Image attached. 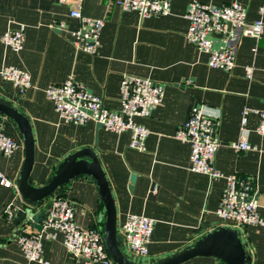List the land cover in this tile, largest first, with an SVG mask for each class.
<instances>
[{"label":"crops","instance_id":"crops-1","mask_svg":"<svg viewBox=\"0 0 264 264\" xmlns=\"http://www.w3.org/2000/svg\"><path fill=\"white\" fill-rule=\"evenodd\" d=\"M192 2L216 6L238 2L246 9L247 23L261 20L264 24V0H171L170 15L148 18L108 0H0V39L8 29L24 33V46L19 52L6 48L0 40V69L20 68L31 78V87L24 92L0 78V100L29 119L34 139L31 185L44 186L67 156L92 148L114 199L117 237L123 253L118 230L127 216L144 215L154 220L148 255L133 258L124 253L133 263L156 264L192 246L202 236L227 227L237 231L250 264H264V226L239 228L216 215L226 187L225 176L238 174L255 178L257 212L264 219V137L256 132L258 117L248 114L244 132L240 128L244 109L264 111V28L258 39L241 38L236 66L231 71L212 69L207 65V54L185 38V14ZM74 8L85 17L104 20L95 55L73 45L71 33L79 28V21L69 17ZM60 23L66 30L52 27ZM249 66L253 68L251 79L245 71ZM125 75L148 78L164 87L162 104L148 117L135 118L149 130L144 151L129 147V131L115 134L93 121L80 125L65 122L45 95L49 85L72 76L101 98L106 109L116 112ZM197 105L213 110L218 117L220 146L215 166L224 176L218 180L191 172L190 148L175 138L177 129ZM0 131L18 144L10 156H0V174L11 182L9 187L0 184V264H43L28 261L15 240L29 217V207L17 190L24 162L22 136L2 114ZM242 138L253 149L239 152L232 147ZM63 195L74 205L75 223L84 229H96L103 236L106 209L96 182L77 177ZM50 199L45 198L32 212L44 211ZM10 201L17 211L7 220L2 210ZM44 218L45 214L40 220ZM42 249L47 264H84L64 248L61 233L43 240ZM180 264L224 263L213 257H194Z\"/></svg>","mask_w":264,"mask_h":264},{"label":"built area","instance_id":"built-area-1","mask_svg":"<svg viewBox=\"0 0 264 264\" xmlns=\"http://www.w3.org/2000/svg\"><path fill=\"white\" fill-rule=\"evenodd\" d=\"M125 11H135L141 18L151 16L166 17L170 15L171 0H108ZM69 17L79 21L78 30L71 33L75 48L87 54L95 55L100 47V34L104 20L82 15L78 8L69 12ZM185 18L188 28L186 40L197 50L207 54V65L212 69L231 71L236 66L237 49L242 37L258 39L263 32L261 20L246 22V9L238 2L223 6L189 4ZM53 28L66 30L64 23ZM1 43L8 49L19 52L24 46V33L21 29H8L1 36ZM247 79L252 78V67L245 68ZM0 78L12 83L20 92L31 87L28 72L13 66L0 69ZM45 95L53 104L59 117L65 122L84 124L93 121L106 131L121 134L130 132L129 147L145 150V140L149 130L135 122L136 117H148L160 106L164 98V87L148 78L125 75L120 84V109H106L101 98L89 93L72 76L60 84H51L45 89ZM258 117L256 132L264 137V111L244 109L241 117V132H244L247 115ZM218 117L205 106H193L188 119L177 129L175 138L188 144L189 170L206 175L211 181L223 178V174L215 166V156L220 146L218 139ZM236 151L253 149L245 139L232 144ZM18 144L0 131V156H10ZM224 188L216 210L217 217L223 222H230L235 227L264 226L257 212V184L252 176L231 174L225 176ZM0 184L11 186L2 174ZM155 190V188H154ZM17 207L10 201L2 214L7 220L13 219ZM45 218L40 221L42 230L33 229V218L28 217L24 227L15 237L25 258L30 262L44 261L42 253L43 240H52L58 233L63 235V246L76 261L84 264H115L109 257L102 234L93 228H81L74 220V205L63 194L51 196L46 207ZM154 220L144 215L132 214L118 230L122 247L133 258L146 257L148 244L153 234ZM124 252V253H125ZM126 254V255H127Z\"/></svg>","mask_w":264,"mask_h":264},{"label":"water","instance_id":"water-1","mask_svg":"<svg viewBox=\"0 0 264 264\" xmlns=\"http://www.w3.org/2000/svg\"><path fill=\"white\" fill-rule=\"evenodd\" d=\"M0 114L9 118L20 132L24 147V162L17 182V190L28 205V216L33 218V227L42 230L40 217L45 211L34 214L33 208L45 198L61 190L77 177L91 178L96 182L98 191L106 209L103 228L105 249L115 264H135L121 250L116 230V209L114 199L99 160L92 148H83L67 156L54 170L49 181L41 187L31 185L29 175L34 157V139L29 119L15 107L0 100ZM99 126V125H98ZM132 175L130 181L133 182ZM194 257H213L224 264H250L247 254L236 230L220 227L199 238L192 246L174 254L156 264H180Z\"/></svg>","mask_w":264,"mask_h":264},{"label":"trees","instance_id":"trees-1","mask_svg":"<svg viewBox=\"0 0 264 264\" xmlns=\"http://www.w3.org/2000/svg\"><path fill=\"white\" fill-rule=\"evenodd\" d=\"M66 187H67V185L66 186H63L62 189L59 190V195L62 196V194L64 193V190H65Z\"/></svg>","mask_w":264,"mask_h":264}]
</instances>
